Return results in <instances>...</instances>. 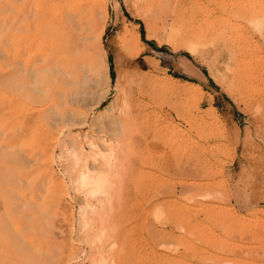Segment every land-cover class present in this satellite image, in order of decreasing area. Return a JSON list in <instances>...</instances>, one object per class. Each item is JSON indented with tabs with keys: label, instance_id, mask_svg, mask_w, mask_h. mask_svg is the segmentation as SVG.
<instances>
[{
	"label": "rangeland",
	"instance_id": "1",
	"mask_svg": "<svg viewBox=\"0 0 264 264\" xmlns=\"http://www.w3.org/2000/svg\"><path fill=\"white\" fill-rule=\"evenodd\" d=\"M108 1V18L102 14L99 20L102 16L100 22L106 23L102 42L107 52L109 67H105L104 70L98 68L99 70L95 71L96 69L86 65V70L88 67L90 70L86 71L82 68L80 78L69 81L66 79L68 82L63 79L56 81L52 78L50 81L40 83V87L36 86L35 89L37 91L42 90L41 93L35 91V94L30 97L24 96L22 87L19 88L20 85L23 86L20 82L22 81L20 76L25 75L23 71L26 74L32 73L30 71H34L36 67L44 64V59L40 57L41 59L31 60L30 67L29 62L26 61L25 67L24 57L28 58V56H24L21 52L22 44L20 46V37L17 35L19 28L14 22L16 19L18 21V17L16 18L15 15L19 14L20 9H16V11L18 10L16 13L15 9L13 10L9 5L6 6L7 4L0 6L2 7V10L0 8L1 18L6 19L8 15L5 21L7 29H0L3 31L0 33L5 38L2 37V40L5 41L0 45V48L2 46L0 50V75L1 78L7 79L6 82L9 81L5 82V87L0 86V102H3V106L5 105L3 107L0 103V179L3 178L0 180L3 183L2 186L0 184V188L3 190L0 189V193L7 196L1 199L3 194H0V221H5L2 226L3 229H1L3 234L6 236L12 234L15 240L20 242V246L26 247L29 254L34 257L37 246L25 244L27 241L22 240L24 235L22 234V238L18 236L19 226L15 225V220H21L19 216L24 215L26 221H23L27 224L23 223L20 228L24 226L23 229L24 231L25 229L28 230L27 233L30 229H34V225L36 231L38 229L37 232L42 228L43 230L39 233H41V242H43L41 237L45 238L43 244L51 243L53 247L58 246V242L63 241L61 235L69 237V244L66 243V246L71 245L69 248L73 252L68 251L70 254L64 253L62 255V253L60 254L62 249L60 248L59 251V248L55 247V254L56 252L59 253L52 258L48 257L51 260L46 261L47 264H58L68 255L71 258H67L65 264H69V262L70 264H91V260H88L90 259L88 257L91 253V244L85 241L84 235L86 232V234L90 233V230L97 231L95 226H98L96 220L99 219L98 216L94 217L96 224H94V229L91 226H88L89 229H87L88 227L81 228L79 209L84 197H82L83 193L75 188L73 177L76 178L77 172L83 168L80 164L81 167L77 166L76 172L74 170L76 167L73 168L70 165L74 161L69 154L66 153L63 157H60L59 154L62 152L64 142H67L70 147L73 143L82 144L85 152L91 156V148L86 143L87 138L101 142L104 148L107 147L105 141L121 139L127 146L125 170L121 182L119 181L123 188L121 194L125 197H121L122 203L118 201L115 204H118L116 209L117 207L121 209L118 208L117 212L115 209L112 213L115 225L119 227L118 229L115 226L118 229L116 232L119 231L118 237L116 236L119 238V242L113 249V264H158L160 260V262L164 261L163 255L171 259L164 261L165 264H171L175 260L183 261L185 264H219V262L220 264H233L232 260L235 262L234 264H259L258 255L260 259L263 257L262 261L264 262V256H262L264 250H261L263 249L261 243L264 241V239L262 240L264 231L261 229L264 226V223L261 222L262 219L264 220V19L261 20V23L245 20L242 22V26L244 25L242 29L238 28L237 25L241 21V17L239 18L241 12L252 13L254 9L259 10L261 8L263 12L259 11V14L260 17L264 18V0H250L252 4L249 0H147V2L119 0V8L115 6V0ZM137 3L140 4L141 8H138ZM4 5L8 13L5 11ZM257 10L254 12H258ZM1 18L0 27H3L4 22ZM150 26L152 27L151 30L154 29L155 31H153L155 34L151 32V37L147 35ZM174 26L180 29L182 35H188L195 43L198 49L196 54L189 52L187 48L170 39V30ZM157 27L160 30L156 29ZM34 28L33 31L36 30ZM161 28L168 31L164 32ZM11 29L13 32L10 31ZM21 31L22 34L27 32ZM137 32L141 34L144 51L139 56L132 57L125 47L129 38L135 39ZM21 33L20 35H22ZM244 34H248L250 38L249 42L245 44L240 43V36ZM22 56L24 57L22 58ZM28 76L30 77V75ZM168 76L178 78L182 84L190 82L201 87L203 98L199 104L197 105V100L188 101L182 95L174 97L172 94L169 95L170 93L161 99L153 98L145 86L153 80L150 85H154L153 88H158L159 83L157 84L156 81L158 82ZM25 80L26 78L23 82ZM30 81L33 80L30 79ZM16 83H18L17 86ZM18 90H21L22 94ZM110 106L112 109L108 110ZM213 108H215L214 112H212ZM215 115L218 119L212 122ZM194 119L198 120L195 121ZM3 122L6 126L2 125ZM115 126L121 130L115 132ZM44 132L45 134H43ZM161 132L164 134L161 135ZM32 137L33 140L28 139ZM36 137L40 140L35 142ZM25 139L28 140L25 142ZM44 141H47L48 144H45ZM166 142L167 144H165ZM41 147L43 148L41 149ZM43 149H47V151L51 149L54 153L53 163L56 162L53 164L54 176L56 182L64 185L66 189L64 201L68 202H66L69 210L67 214L68 212L72 213L68 214L69 217L71 216L69 228L61 224L63 217L58 215L60 213L54 214V204V207L50 204V209L47 206L48 203H46L47 207L44 206L47 180L44 179L45 175H40L41 169L38 167L40 166L38 159H42ZM28 158L34 162L32 160L30 162ZM97 163H95L97 168L103 165L101 161ZM91 167L96 168L93 163H91ZM27 172L29 173L27 174ZM30 173L32 174L29 175ZM4 174L8 176L5 177ZM34 177H38L40 183L38 186L40 187L38 192L36 191L38 194L33 196L32 191L36 189L32 188V184L37 181ZM190 181L196 185L193 183V186L188 185L191 184ZM43 183L46 189L43 187ZM49 185L47 184V186ZM30 188L31 190L28 191ZM22 189L24 192L28 191L26 194L22 192L25 194L24 196L20 194ZM183 192L184 194H182ZM207 192H213L211 193L212 198ZM189 194L196 195L195 201L190 202L187 199L191 196ZM32 196L36 197L35 200ZM4 200L5 203L12 201L9 203L10 206L13 203L12 205L16 207L14 212L11 211V214L14 213L11 217L5 210ZM178 202L184 205V208L186 207L184 213L186 212V216L190 217L192 223L198 225L200 229H198V234L201 235V232L205 230L203 232L205 237L203 235L201 237L197 233V237L193 233V235L190 234L189 229L184 228L185 226L175 228L166 216L158 218L157 209L160 205L163 206V209H171L172 205ZM45 210L51 211L55 218L51 216L48 218ZM207 210L209 213L204 212ZM17 216L18 218H16ZM232 218L235 224L232 223ZM50 219L51 221L58 220V222L60 220L59 223L54 222L53 224L61 225L47 224V220ZM109 219L111 220V218ZM28 224L30 227L27 226ZM227 225L230 227H226ZM42 231H45L48 236ZM93 231L91 233H94ZM168 231L174 232L180 238L179 241L183 240L184 242H181L189 246L188 254L184 252L183 244L181 246L178 243L175 246L170 244L171 241L168 242L170 245L163 243L162 239H171V236L163 234L164 232L168 233ZM195 237L202 239L199 238L197 241ZM47 238L48 240H46ZM218 240L220 241L219 244ZM225 242L227 243L225 244ZM38 243L37 245L40 244ZM41 244L37 251L40 250V253L42 251L43 254H46L44 251L47 248L45 247H49L50 244L44 245V248ZM240 244L243 247L247 246L244 247L245 250L243 248L244 254ZM227 245L230 249H227ZM256 246L258 247L256 248ZM50 247L53 249L52 246ZM192 247L199 252L207 251L208 254L216 255L220 259L215 260V258L208 261V259L205 260L200 257L201 253L197 257L191 256ZM249 247L256 252L249 251ZM41 254L35 255L39 259L38 261L46 259L47 254L40 259ZM160 256L161 258H159ZM61 257L63 258L61 259ZM12 259L14 263L17 261L14 256H9L6 264H9ZM13 262L11 263L13 264ZM46 262L44 261L42 264H46ZM160 262L159 264H161ZM164 263L162 262V264Z\"/></svg>",
	"mask_w": 264,
	"mask_h": 264
},
{
	"label": "bare ground",
	"instance_id": "2",
	"mask_svg": "<svg viewBox=\"0 0 264 264\" xmlns=\"http://www.w3.org/2000/svg\"><path fill=\"white\" fill-rule=\"evenodd\" d=\"M140 1V0H139ZM142 2H147V0H141ZM17 2H20V3H17ZM108 0H0V6H2L3 4H7L6 6H10L13 10L15 9V11H16V9H20V12H19V14L17 13L18 12V10L16 11V13L18 14H16L15 15V17L17 18L18 17V21H17V19H16V21H14L15 22V24H17L16 26H17V28H19V34H17V35H19V37H20V39H19V42H21L20 43V46H21V44H22V51L21 52H23L22 54L24 55V56H28V58L27 57H24V56H22V58L24 57V60H25V62H24V64H25V67H26V61L27 62H29V67H30V62H32V61H35L34 59H39L40 57L42 58V59H44V64H41V66H38V67H36L35 69H34V71L32 70V71H30V72H32V73H30L29 74V70L28 71H26V72H28V74H26L25 73V71H23V74H25L23 77H21L20 76V78H21V80L22 81H20L21 82V84H23V86L22 85H20V87L19 88H21L22 87V93H23V95L25 96V95H27V97H30V96H33L34 94H35V91H37L35 88H36V86H38V87H40V83H45V81L47 82V81H50V80H52V78L53 79H56V81H58V80H60V79H63V80H65L66 82H68L69 80H71V79H75V78H78L79 76H81L80 74H81V69L83 68V70L85 69L86 70V65L87 66H89L90 68H92V69H96L95 71H97V69L98 68H102L103 70L104 69H106V68H108L109 67V64H108V58H107V52H106V49H105V46H104V44H103V42H102V38H103V35H104V33H105V30H106V23L105 22H100L101 20H102V16H101V20H99L100 19V15H102V14H104V16L105 17H107L108 18ZM137 2H138V0H137ZM246 4H248L246 1H244ZM249 2H250V4H252V1H250L249 0ZM255 3V2H254ZM149 4V3H148ZM4 5V9H5V11H6V6ZM137 5H138V8H141V6H140V4L139 3H137ZM145 5H146V3H145ZM115 6L117 7V8H119L120 7V2H119V0H115ZM263 6V5H262ZM147 7V6H146ZM145 7V8H146ZM1 8V10H2V7H0ZM144 8V7H143ZM9 9V8H8ZM34 9V10H33ZM259 9V8H258ZM10 10V9H9ZM146 11H147V9H145ZM254 10H257V9H254ZM254 10H253V12L252 13H244V12H241L240 13V16H239V18L241 17V21L240 22H238V28H244L243 26H242V22H244L245 20L247 21V20H249V21H251L252 23H261L262 21L261 20H263L264 18H262V17H260V14H259V11H262L261 10V8L259 9V10H257L258 12H254ZM4 11V10H3ZM4 11V12H5ZM140 11V10H139ZM7 12V11H6ZM263 12V11H262ZM261 12V15L263 14ZM3 13V12H2ZM8 13V12H7ZM146 13V12H145ZM3 15H5V14H3ZM264 15V14H263ZM6 16V15H5ZM0 18H1V16H0ZM7 18H8V15H7ZM7 18L5 19H3V17L1 18V19H3V22L5 23V25H4V23H3V27H0V29H4L5 28V30L7 29L6 28V20H7ZM238 18V19H239ZM33 19H35L34 21H33ZM240 20V19H239ZM2 23V22H1ZM1 23H0V26H1ZM150 24V23H149ZM35 25V26H34ZM5 26V27H4ZM35 28H34V27ZM34 28V30L36 31V33H35V31H33L32 29ZM37 27H38V31H37ZM14 29V28H13ZM16 29V28H15ZM23 30V31H27V32H29L28 34H26V33H24V34H26V35H24V34H22L21 32V30ZM152 29V27L150 26L149 28H148V33L149 34H147L149 37H151V32H153L154 31V29H153V31L151 30ZM156 29H159L160 30V28H156ZM158 30V31H159ZM161 30H164V29H162L161 28ZM1 31V30H0ZM10 31H12V29L10 30ZM9 31V32H10ZM16 31V30H15ZM33 31V32H32ZM168 30H164V32H167ZM171 32H170V34H171V40L173 41V42H175V43H178V45H180V46H183L184 48H187V50L189 51V52H191V53H193V54H196L197 53V51H198V49H197V46L195 45V43L188 37V35H182L183 33L182 32H180V29H178L177 27H172L171 28V30H170ZM1 32H3V31H1ZM13 32V31H12ZM155 32V31H154ZM153 32V34H155ZM20 33L23 35H20ZM157 33V32H156ZM12 34V33H11ZM152 34V35H153ZM165 34V33H164ZM167 34V33H166ZM169 34V33H168ZM169 34V35H170ZM0 35H1V40L0 41H2V42H0V45L2 44V43H4V41L5 40H2V37H3V39H5L4 38V36H2V34L0 33ZM16 35V36H17ZM169 35H167V36H169ZM12 36H14V34H12ZM22 36V37H21ZM132 36V35H131ZM130 36V37H131ZM136 37H135V39H131V38H129L128 39V41H127V45H126V47L125 48H127V50L126 51H128V54H130V56H132V57H134V56H139L143 51H144V44H143V42H142V40H141V34H140V32H137V34L135 35ZM165 36V35H164ZM160 38V37H159ZM21 39H22V41H21ZM158 39V38H157ZM249 40H250V38H249V35L248 34H244V35H241L240 36V43L242 42L243 44H245V43H248L249 42ZM165 41V40H164ZM160 42H161V39H160ZM167 43H169L168 42V40H167ZM4 46V45H3ZM20 46H18V47H20ZM125 46V45H124ZM172 46V45H171ZM177 46V45H176ZM5 47V46H4ZM1 48H2V46H1ZM1 48H0V50H1ZM6 48V47H5ZM124 48V47H123ZM20 52V53H21ZM1 53V52H0ZM18 54V53H17ZM127 54V55H128ZM21 56V55H20ZM19 58V57H18ZM21 58V59H22ZM40 58V59H41ZM20 59V60H21ZM32 60V61H31ZM23 61V60H22ZM42 61V60H41ZM20 62V61H19ZM39 62V61H38ZM43 62V61H42ZM1 64H2V62H1ZM23 64V65H24ZM37 64V63H36ZM32 65H35V64H32ZM38 65V64H37ZM36 65V66H37ZM40 65V64H39ZM84 66H85V68H84ZM2 67V66H1ZM3 67H4V65H3ZM89 67L87 68V70L89 69ZM104 67V68H103ZM106 67V68H105ZM27 68H28V66H27ZM2 69V68H1ZM4 69V68H3ZM27 70V69H26ZM86 70V71H87ZM90 70V69H89ZM99 70V69H98ZM2 72V71H1ZM82 74H83V71H82ZM28 75H30V77L28 76ZM15 77V76H14ZM18 77V76H17ZM16 77V78H17ZM32 79L33 81L31 82L30 81V79ZM10 78V77H9ZM16 78H14V79H16ZM26 78V82L24 81L23 82V80ZM80 78V77H79ZM18 79V78H17ZM66 79H68V81L66 80ZM150 79V78H149ZM5 80V81H4ZM6 80L7 79H3V77L1 78V75H0V86L1 85H3V87H5L4 85L7 83V82H9V81H7L6 82ZM30 81V82H28V81ZM80 80V79H79ZM138 80V79H137ZM16 81H18V80H16ZM15 81V82H16ZM153 81V80H152ZM151 81V82H152ZM154 81H155V79H154ZM6 82V83H5ZM11 82H13V81H11ZM23 82V83H22ZM150 82V83H151ZM222 82V81H221ZM150 83L147 85V86H145L146 87V89L148 90V92L150 93V95L153 97V98H158V99H161V98H163L164 96H168L167 94H169V95H171L172 94V96H174V97H177V96H180V95H182V96H184L185 97V99H188V101H194V100H197V105L199 104V101L203 98L202 97V94H203V90H202V88L201 87H199V86H196L195 84H192V83H190V82H185V84H182L181 83V81L178 79V78H175V77H172V76H168L167 78H165V79H160V81H156V83L158 84L159 83V89L157 88H153L154 87V85H150ZM11 84V83H10ZM13 84V83H12ZM11 84V85H12ZM17 84L18 83H16V86H17ZM39 84V85H38ZM139 84V83H138ZM141 84V83H140ZM156 84V85H157ZM13 85H15V84H13ZM49 85H51V84H49ZM145 85V84H144ZM143 85V86H144ZM8 86V85H7ZM19 86V85H18ZM52 86V85H51ZM140 86V85H139ZM142 86V87H143ZM158 86V85H157ZM9 87V86H8ZM12 87V86H11ZM141 87V86H140ZM16 88V87H15ZM6 89V88H5ZM38 89H43V88H38ZM146 89L144 88V90L146 91ZM192 89V90H191ZM194 89V90H193ZM227 89V88H226ZM141 90V89H140ZM143 90V89H142ZM143 90V91H144ZM15 91H16V89H15ZM19 91V93L20 94H22L21 93V90H18ZM40 91H42V90H40ZM39 90L37 91V93H39L40 92ZM44 91V90H43ZM45 91H46V89H45ZM144 91V92H145ZM196 91V92H195ZM17 92V91H16ZM47 92V91H46ZM36 93V95H38ZM41 93V92H40ZM39 93V94H40ZM233 93V92H232ZM235 93H237V92H235ZM22 95V96H23ZM237 95V94H236ZM235 95V96H236ZM18 97V96H17ZM34 97H37V96H34ZM232 97V96H231ZM238 97V96H237ZM5 98V97H4ZM13 98V97H12ZM31 98H33V97H31ZM170 98H171V96H170ZM15 99H18V98H15ZM165 99V98H164ZM167 99V98H166ZM172 99V98H171ZM239 99V98H238ZM12 100H14V99H12ZM133 100H135L134 98H133ZM154 100V99H153ZM168 100V99H167ZM174 100V99H173ZM172 100V101H173ZM12 102H14V101H12ZM1 103V102H0ZM3 103V102H2ZM1 103V104H2ZM18 103V102H17ZM16 105H18V104H16ZM111 105H113V104H111ZM135 105V104H134ZM2 106H3V104H2ZM1 106V107H2ZM5 106V105H4ZM3 106V107H4ZM13 107H14V105H12ZM2 107V109H4ZM16 107V106H15ZM26 107V106H25ZM30 107V106H29ZM198 107V106H197ZM10 108V107H9ZM18 108V107H17ZM110 109H112V106H110L109 108H108V110H110ZM26 110V109H25ZM29 110V109H28ZM0 111H1V109H0ZM6 111H7V109H6ZM23 111V110H22ZM34 111H36V110H34ZM39 111V110H38ZM211 111V110H210ZM215 111V108H213V111L212 112H214ZM5 112V111H4ZM8 112V111H7ZM25 112V111H24ZM29 112V111H28ZM19 113H21V112H19ZM23 113V112H22ZM21 113V114H22ZM37 113H39V112H37ZM209 114H210V112H208ZM13 114V113H12ZM215 114V113H214ZM213 114V115H214ZM1 115H3V114H1ZM38 115V114H37ZM168 115H170V114H168ZM211 115V114H210ZM10 116H11V113H10ZM198 116H199V114H198ZM12 117V116H11ZM19 117H20V115H19ZM168 117V116H167ZM212 117V116H211ZM9 118V117H8ZM7 118V119H8ZM13 118V117H12ZM50 119V118H49ZM218 119V117L215 115V116H213V120H212V122H215V120H217ZM6 120V119H5ZM28 120V119H27ZM195 120V119H194ZM196 120H198V119H196ZM195 120V121H196ZM4 121V120H3ZM9 121H11V120H9ZM18 121V120H17ZM194 121V122H195ZM1 122V121H0ZM31 122V121H30ZM52 122H54V121H52ZM157 122V121H156ZM17 123V122H16ZM196 123V122H195ZM26 124V123H25ZM213 124V123H212ZM3 126H6V125H4V122H3V124H2ZM24 126H26V125H24ZM7 127H9V126H7ZM40 127V126H39ZM38 129V128H37ZM43 129V128H42ZM3 130H4V127H3ZM46 130V129H45ZM121 129L120 128H116V126H115V132H118V131H120ZM34 131V130H33ZM63 131V130H62ZM29 132H30V130H29ZM37 132H39L38 130H37ZM32 133V132H31ZM34 133V132H33ZM49 133V132H48ZM155 133V132H154ZM153 133V134H154ZM36 134V133H35ZM38 134V133H37ZM43 134H45V132L43 133ZM162 134H164V133H162L161 132V135ZM213 134V133H212ZM40 135V134H39ZM161 135H159V136H161ZM29 136H30V134H29ZM41 136V135H40ZM44 136V135H43ZM166 136V135H165ZM213 136V135H212ZM19 137V136H18ZM28 137V136H27ZM26 137V138H27ZM28 139H32L33 140V137L32 138H28ZM27 139V140H28ZM47 139V138H46ZM46 139H43V140H46ZM18 140V139H17ZM26 139H25V142L27 141ZM35 140V142L36 141H38V140H40L39 138H35L34 139ZM50 140V139H49ZM161 140V139H160ZM168 140V139H167ZM166 140V141H167ZM13 141V140H12ZM11 141V142H12ZM163 141V140H162ZM162 141H160V142H162ZM24 142V141H23ZM28 142H30V141H28ZM17 143H18V141H17ZM44 143L45 144H48L47 143V141H44ZM49 143H50V141H49ZM86 143L88 144V146H89V148H91V152H92V155L90 156L89 154H87L86 152H85V148L83 147V145L82 144H76V143H73L72 144V146L70 147V145H68V143L67 142H64V144L62 145V152H61V154H59L60 155V157H63L64 155H66V153H68L69 154V156L73 159V163H70V165L73 167V168H75L74 170L76 171V170H78V167L77 166H79V167H81L80 166V164L82 165V168H83V170L81 169L80 170V172H77L78 173V176L75 178V176L73 177V182L75 183V188H77L78 190H80L82 193H83V196L82 197H84V199H83V203L80 205V209H79V213H80V219H81V223H82V227L81 228H86V227H88V226H91V227H93V229H94V226L96 225L94 222V217L95 216H98V219L100 220H96L97 222H98V226H95L96 228H95V230H97V231H93V230H90V233H88V234H86L85 233V235H84V237H85V241H88V242H90V244H91V253L89 254V257L88 258H90V259H88V260H91L90 262H91V264H113V249H115L116 247L115 246H117V244H118V239L119 238H117L118 237V232H116L118 229H119V227L117 226V225H115V221L113 220V214L112 213H114V210L116 209V206L118 205H115L118 201L120 202L121 201V203H122V200H120V199H122L121 197H125V196H123L122 194H121V191H122V186H120V183H119V181L121 182V179H122V177H123V173H124V170H125V159H126V157H125V152H126V149H127V146L125 145V142L123 141V140H121V139H110L109 141H105V143H107V147H103L102 146V144H101V142H98V141H96L95 139H91V138H87L86 139ZM150 143V142H149ZM157 143V142H156ZM169 143V142H168ZM158 144V143H157ZM165 144H167V142L165 143ZM10 145H12V144H10ZM21 145V144H20ZM22 145H23V143H22ZM21 145V146H22ZM31 145V144H30ZM61 145V144H60ZM27 147H28V145H26ZM52 146V145H51ZM23 147H24V145H23ZM23 147H22V149H23ZM44 147V146H43ZM43 147H41V149L43 148ZM53 147H54V145H53ZM52 149V148H51ZM51 149H49L48 151H47V149H43L42 150V152H43V156H42V159H38V161H39V164H40V166H38L40 169H41V174L40 175H45L46 177H44V179L45 180H47V184L49 185V186H47V184H46V187H47V189H46V187H45V185H44V183H43V187H45V189H46V192H47V194H46V198H45V200H44V206L45 207H47L48 206V208L50 209V204H51V206L52 207H54L53 206V204L55 205V209H54V214L55 215H57V213H60V214H58L59 216L60 215H62V217H63V221H61L62 223V225L63 226H69V220H71V216L69 217L68 216V214L70 213V212H68V214H67V211H69L68 210V205H67V203L64 201L65 200V197H66V189H65V187H64V185H62V184H60L58 181L56 182V178H55V176H54V171H53V164H55V163H53L54 162V156H53V152H52V150ZM55 149V148H54ZM51 150V151H50ZM28 151V150H27ZM36 151V150H35ZM14 152V151H13ZM12 152V153H13ZM34 152V151H33ZM55 152V151H54ZM11 153V152H10ZM15 153V152H14ZM90 153V152H89ZM127 153V152H126ZM3 154V153H2ZM31 154V153H30ZM67 154V155H68ZM38 155H40V154H38ZM91 157H89V156ZM1 156V155H0ZM10 156H12V155H10ZM37 156V155H36ZM8 157H9V155H8ZM125 157V158H124ZM18 158V157H17ZM16 158V159H17ZM22 158V157H21ZM31 158V157H30ZM15 159V160H16ZM19 159V158H18ZM27 159V158H26ZM71 159V160H72ZM123 159H124V161H123ZM1 160H2V158H1ZM4 160H5V158H4ZM10 160V159H9ZM15 160H13L14 161V163H15ZM28 160H29V158H28ZM32 160V159H31ZM31 160H29L30 162H32ZM16 161H18V160H16ZM20 161V160H19ZM100 162L101 161V163L103 164L102 166L101 165H98V166H101V167H99V168H97L96 167V164L95 163H97V162ZM162 161V160H161ZM34 162V161H33ZM91 163H93V165H95V167L96 168H92L91 167ZM19 164V163H18ZM97 164H100V163H97ZM180 163L178 162V165H179ZM166 165V164H165ZM69 166V165H68ZM68 166H65V167H68ZM71 166H69V167H71ZM3 167V166H2ZM37 167V168H38ZM71 167V168H72ZM127 167V166H126ZM1 168V167H0ZM9 168V167H8ZM11 168V167H10ZM38 168V170H40ZM71 168H69V169H71ZM5 169H7V168H5ZM95 169H98L97 171L95 170ZM127 170V169H126ZM7 171V170H6ZM17 171H18V169H17ZM73 171V170H72ZM9 173H10V171H8ZM12 172V171H11ZM19 172H20V170H19ZM21 172H22V170H21ZM70 172V171H69ZM3 173V172H2ZM5 173V172H4ZM9 173H7V174H9ZM14 173V172H13ZM16 173V172H15ZM29 172H27V174H28ZM35 173H36V171H35ZM68 173V172H67ZM73 173V172H72ZM7 174H4V176L6 177V175ZM32 173H30L29 175H31ZM191 174V173H190ZM1 175V174H0ZM19 175V174H18ZM39 175V176H40ZM8 176V175H7ZM22 176V174L20 175V177ZM38 176V177H39ZM125 176V175H124ZM211 176V175H210ZM14 177V176H13ZM32 177V176H31ZM30 177V178H31ZM38 177H34V178H36L37 179V181H34L33 183L34 184H32V188L35 190V191H32V194H33V196H34V194L36 195V194H38L37 192H38V189H39V187L40 186H38V181H39V179H38ZM43 177H42V179H43ZM7 178H9V177H7ZM26 178V177H25ZM30 178H29V180H30ZM40 179H41V176L39 177ZM75 178V179H74ZM2 180H3V178H1ZM0 179V180H1ZM10 179V178H9ZM35 179V180H36ZM125 179V178H124ZM63 181V180H62ZM62 181H60L61 183H62ZM20 182V181H19ZM72 182V183H73ZM124 182V181H123ZM191 182V181H190ZM189 182V183H190ZM196 182V181H195ZM5 183H7L6 181H5ZM14 183V182H13ZM25 183V182H24ZM30 183H32V182H30ZM192 183L194 184V182L192 181L191 182V184H188V185H191V186H193L192 185ZM0 184H1V186H2V182H0ZM40 184V183H39ZM187 184V183H186ZM8 185V184H7ZM11 185V184H10ZM20 185V184H19ZM125 185V184H124ZM173 185V184H172ZM187 185V186H188ZM194 185H196V183L194 184ZM191 186L189 187V188H191ZM197 186H198V184H197ZM5 187H7V186H5ZM4 187V188H5ZM16 187H18V186H16ZM15 187V188H16ZM24 187V186H23ZM186 187V186H185ZM188 187H186V188H188ZM199 187V186H198ZM3 188V189H4ZM10 188H12L11 186H10ZM10 188H9V191H10ZM20 188V187H19ZM29 188V187H28ZM1 189V188H0ZM8 189V188H7ZM17 189V188H16ZM32 189V190H33ZM168 189V188H167ZM184 189V188H183ZM2 190V189H1ZM5 191H6V188L4 189ZM12 191H14V189H11ZM17 190H19V189H17ZM29 190H31V188L30 189H28V191ZM127 190V189H126ZM171 190H173V189H171ZM193 190V189H192ZM3 191V190H2ZM16 191V190H15ZM27 191V192H28ZM37 191V192H36ZM168 191V190H167ZM170 191V190H169ZM175 191V190H174ZM180 191H182V190H180ZM185 191V190H184ZM190 191V190H189ZM1 192V191H0ZM11 192V191H10ZM20 194H23V193H27V192H24V189H22V190H20ZM23 192V193H22ZM34 192V193H33ZM40 192V191H39ZM163 192H165V191H163ZM188 192V191H187ZM194 192V191H193ZM215 192V191H214ZM18 193V192H17ZM42 193V192H41ZM40 193V194H41ZM68 193V192H67ZM169 193V192H168ZM170 193H171V191H170ZM170 193H169V195H170ZM174 193V192H173ZM188 193H190V192H188ZM208 193V195L209 196H211V193H213V192H207ZM1 194V193H0ZM3 194V193H2ZM1 194V195H2ZM25 194H23V196L25 195ZM167 194V193H166ZM182 194H184V192L182 193ZM216 194V193H215ZM0 195V196H1ZM165 195V194H164ZM189 195H191V194H189ZM213 195V194H212ZM217 195V194H216ZM5 194H3V197H1V199L2 198H5V197H7V196H5ZM22 196V195H21ZM30 196V195H29ZM32 196V198H34V200H35V198L36 197H33ZM206 196H207V194H206ZM187 197H188V194H187ZM187 197H185V198H187ZM203 197V196H202ZM214 197V196H213ZM13 198V197H12ZM31 198V197H30ZM195 198H196V195L195 194H193V195H191L189 198H187L190 202L192 201V200H194L195 201ZM204 198V197H203ZM208 198V197H207ZM211 198H212V196H211ZM210 198V199H211ZM11 199V198H10ZM124 199V198H123ZM6 200V199H5ZM5 200H4V203H5ZM7 200H8V198H7ZM6 200V201H7ZM39 200V199H38ZM28 201V200H27ZM37 201V200H36ZM12 202V201H11ZM10 201H9V203H11ZM30 202V201H29ZM50 202V203H49ZM193 202V201H192ZM9 203H5L4 204V206L6 207V211L8 212V214L10 215V217H11V215H14V213L13 214H11L12 212L11 211H13L16 207L15 206H13L12 204H11V206H10V204ZM34 203H36V202H34ZM46 203H48L47 204V206H46ZM123 204H124V202H123ZM197 204V203H196ZM31 205H33V204H31ZM37 205V204H36ZM121 207H122V205H120ZM206 206V205H205ZM4 207V208H5ZM18 207V206H17ZM27 207V206H26ZM29 207V206H28ZM52 207H51V209H52ZM118 208H120V207H117V209ZM192 208V207H191ZM2 209V208H1ZM117 209H116V212H117ZM121 209V208H120ZM184 209H186V207L184 208V205H181V203L180 202H178V203H176L175 205H172V208L171 209H163V206H159V208L157 209L158 211H157V216H158V218H161V217H163V216H166L167 217V219L168 220H170L172 223H173V225H174V227L175 228H178L179 226H180V228L183 226H185L184 228H188L189 230V232H190V234H195L196 235V233L198 234L199 232V227H198V225H196V224H193L192 223V221H191V219H190V217H187L186 216V212L184 213ZM119 210V209H118ZM203 210V209H202ZM210 210V209H209ZM39 211V210H38ZM46 212H47V210H45ZM52 211H53V209H52ZM190 210H189V208H188V212H189ZM212 211V210H211ZM14 212V211H13ZM27 212V211H26ZM32 212H34V211H32ZM42 212V211H41ZM45 212V213H46ZM115 212V213H116ZM120 212V211H119ZM204 212H208V210L207 211H204ZM15 213H17V212H15ZM51 213V214H50ZM209 213V212H208ZM208 213H207V215H208ZM252 213V212H251ZM263 213H264V211H263ZM25 214V213H24ZM47 215H48V218H50V216L52 217V218H55V217H53L52 216V212L50 211L49 212V210H48V212L46 213ZM46 214H44V215H46ZM50 214V215H49ZM70 214H72V213H70ZM74 214V213H73ZM188 214V213H187ZM211 214V213H210ZM257 214H258V212H257ZM256 214V215H257ZM20 215H22V214H20ZM46 215V216H47ZM255 215V216H256ZM39 216V215H38ZM112 216V217H111ZM117 215L115 214V217H116ZM210 216V215H209ZM3 217V216H2ZM21 217V220L20 219H16L15 220V225L17 224L19 227H18V229H19V232H17L19 235L18 236H20L21 238H22V234L24 235L23 236V238H22V240H24L26 243L25 244H28L29 246L31 245V246H33V247H36L37 246V249L36 248H34V249H36V252H34V250H33V252L35 253V255H37V253H39V254H41V256H40V259H42V256L44 255V257L46 256V254H47V256L45 257L46 259H44V261L46 262V261H49V260H51V259H49V258H52V257H54L56 254H58L59 252H56V254H55V250L54 249H56L55 247H57V248H59V251H60V254L62 253V255L65 253H68V254H70V252H68V251H72V249L71 248H69V247H71V245L70 246H66V243H68L69 244V240H68V236L67 235H61L62 236V239L61 240H63V241H60V242H58V246L56 245V246H54L53 247V245H51V243H45V244H43V242L45 241V238L43 239L42 237H41V239L43 240V242H41V240H40V234L41 233H39L41 230H43L42 228H40V231L39 232H37L38 231V229H37V231H36V228H35V225H34V229H30V230H33V231H30L29 230V232L27 233L26 231H28V230H26L25 229V231H24V226H23V228H20L21 227V225L23 224V223H26V222H24L23 220H25L26 221V219H24L25 217H24V215H22V216H19V218ZM27 217H28V214H27ZM44 217V216H43ZM61 217V216H60ZM70 219H69V218ZM16 218H18V216L16 217ZM47 218V219H48ZM73 218V217H72ZM109 218H111V220L109 219ZM210 218H211V216H210ZM233 218H235L234 216H233ZM233 218H232V220H233ZM259 218V217H258ZM263 218V217H262ZM12 219H14V216H12ZM58 219V218H57ZM115 219V218H114ZM116 219H117V221H118V217H116ZM237 219V218H236ZM249 219V218H248ZM261 219V218H260ZM113 220V221H112ZM29 221V220H28ZM48 222H47V224H53L54 222H57V223H59L60 222V220H59V222H58V220L56 221V220H53V221H51V219L50 220H47ZM236 221V220H235ZM51 222V223H50ZM72 222V224H73V221H71ZM96 222V223H97ZM100 222V223H99ZM261 222H263L264 223V220L262 219V221ZM4 223H5V221L3 222V221H0V264H6V260L7 259H9V256H14L16 259H17V261L14 263L13 262V259H12V261L11 262H13V264H37V263H39V264H42V263H44V261H43V259L42 260H40V261H43L42 263H40V261H38L39 259H37L36 257H35V255H34V257H33V255H31V254H29V252H28V249L26 248V247H24L23 245H21L20 246V242L18 243V241L17 240H15V237L14 236H12V234L10 235L9 233H8V231H7V233L9 234V235H5V234H3L4 232L1 230V229H3V225H4ZM56 223V224H57ZM117 223V222H116ZM232 223H234V220H233V222ZM237 223H239L238 221H237ZM242 223V222H241ZM245 223V222H244ZM27 224V223H26ZM55 224V225H56ZM61 224H57V226H60ZM95 224V225H94ZM119 224V223H118ZM235 224V223H234ZM260 224V223H259ZM32 225V224H31ZM43 225V224H42ZM54 225V224H53ZM54 225V226H55ZM93 225V226H92ZM226 225V224H225ZM27 226H29L30 227V225L28 224ZM27 226H26V228H27ZM44 226V225H43ZM63 226H61L62 228H65V227H63ZM115 226H117L118 227V229H116L117 227H115ZM187 226V227H186ZM206 226V225H205ZM241 226V225H240ZM239 226V227H240ZM245 226H246V224H245ZM260 226V225H259ZM261 226H263L262 225V223H261ZM2 227V228H1ZM60 227V228H61ZM74 227V226H73ZM226 227H230V226H226ZM225 227V228H226ZM235 227H236V225H235ZM238 227V228H239ZM49 228V227H48ZM51 228H52V226H51ZM69 228V227H68ZM67 228V229H68ZM202 228V227H201ZM242 228V227H241ZM263 228H264V226L261 228L262 229V231H264L263 230ZM28 229V228H27ZM87 229H89V227L87 228ZM174 229V228H173ZM199 229V230H198ZM234 229V228H233ZM248 229V228H247ZM260 229V230H261ZM23 230V231H22ZM186 230V229H185ZM235 230H237V229H235ZM244 230V229H243ZM47 231V230H46ZM63 231V230H62ZM91 231H93L94 233H91ZM164 231V230H163ZM184 231V230H183ZM205 230H203V232H204ZM238 231V230H237ZM33 232V233H32ZM45 232V231H44ZM44 232L42 231V233L44 234ZM49 232V231H48ZM67 232H68V230H67ZM203 232H201L202 234L201 235H199V236H201V237H205V235L203 234ZM239 232V231H238ZM243 232V231H242ZM241 232V233H242ZM46 233V232H45ZM60 233H61V231H60ZM64 233V232H63ZM70 233V232H69ZM228 233V232H227ZM233 233V232H232ZM237 233V232H236ZM244 233V232H243ZM42 234V235H43ZM47 234V233H46ZM45 234V235H46ZM54 234V233H53ZM66 234V233H65ZM117 234V235H116ZM163 234H165V235H167V236H171L170 238L171 239H162V241H163V243H166V244H168V242L169 241H171V243L170 244H177L178 245V243H179V245H181L182 246V242H184L183 240H181V241H179L180 240V238H178V236L177 235H175V233L174 232H169L168 231V233L167 232H164ZM192 234V235H193ZM59 235V236H60ZM69 235H71V234H69ZM73 235V234H72ZM119 235H120V233H119ZM198 235H196V237L198 236ZM203 235V236H202ZM216 235V234H215ZM229 235V234H228ZM232 235V234H231ZM238 235V234H237ZM240 235V234H239ZM47 236H48V234H47ZM117 236V237H116ZM255 236V235H254ZM46 237V236H45ZM195 237V238H196ZM201 237H199L200 239H202ZM252 237V236H251ZM256 237V236H255ZM262 237V236H261ZM52 238V237H51ZM60 238V237H59ZM193 238V237H192ZM194 238V239H195ZM199 238H196L197 239V241H198V239ZM209 238V237H208ZM241 238H243V237H241ZM71 239V238H70ZM84 239V238H83ZM221 239V238H220ZM248 239V238H247ZM256 239V238H255ZM261 239V238H260ZM264 238H262V240H263ZM46 240H48V238L46 239ZM53 240V239H52ZM51 240V241H52ZM67 240H68V242H67ZM203 240H204V238H203ZM241 240V239H240ZM249 240V239H248ZM42 243H40V242ZM50 241V242H51ZM55 241V240H54ZM53 241V242H54ZM73 241V240H72ZM167 241V242H166ZM205 241H207V239H205ZM213 241V240H212ZM216 241V240H215ZM214 241V242H215ZM245 241V240H244ZM257 241H258V239H257ZM29 242V243H28ZM41 244V246H43V248L45 247L44 245H49V247L47 246V247H45V248H47V249H45V251L44 252H46V254H43V252L41 251V253H40V250H39V252L37 251L38 250V247H39V243ZM57 242V241H56ZM64 242V243H63ZM209 242H210V240H209ZM208 242V243H209ZM218 242V244H219V240L217 241ZM253 242V241H252ZM256 242V241H255ZM260 242H261V240H260ZM31 243V244H30ZM37 243L39 244V245H37ZM62 243V244H61ZM71 243V242H70ZM210 243H212V242H210ZM222 243V242H221ZM227 242H225V244H226ZM231 243V242H230ZM34 244H35V246H34ZM56 244V243H55ZM66 246H64V245ZM67 244V245H68ZM72 244V243H71ZM89 244V243H88ZM89 244V245H90ZM170 244H168V245H170ZM186 244V243H185ZM185 244H183L184 245V247H185V253H187L188 254V251H189V246H187V245H185ZM188 244V243H187ZM207 244V243H206ZM217 244V245H218ZM261 244H263L262 246V248L263 249H261V250H264V241L261 243ZM241 246H242V244H240ZM50 246H52L53 247V249L50 247ZM61 246V247H60ZM63 246V247H62ZM176 246V245H175ZM174 246V247H175ZM223 246V245H222ZM171 247V246H170ZM224 247H226V246H224ZM235 247H237V246H235ZM244 247H247V246H244ZM243 246H242V250H243V248H244ZM258 246H256V248H257ZM40 248V247H39ZM61 248V249H60ZM64 248V249H63ZM75 248V247H74ZM177 248V247H176ZM193 248V247H192ZM191 248V249H192ZM212 248H214V247H212ZM222 248V247H221ZM240 248V247H239ZM253 248H254V246H253ZM251 249V247H249V251H254V252H256L254 249ZM255 248V249H256ZM42 249V248H41ZM71 249V250H70ZM167 249H169L170 250V248H168L167 247ZM173 249V248H172ZM227 249H230V248H228V245H227ZM238 249V248H237ZM248 249V248H247ZM220 250V249H219ZM244 250H245V248H244ZM243 250V254L245 253V251ZM57 251V250H56ZM154 251V250H153ZM173 251V250H172ZM221 251V250H220ZM223 251V250H222ZM225 251V250H224ZM236 251V250H235ZM238 251H240V250H238ZM73 252V251H72ZM177 252V251H176ZM233 252V251H232ZM258 252V251H257ZM262 252H264V251H262ZM32 253V252H31ZM78 253V252H77ZM175 253V252H174ZM199 253H201L200 255V257L202 258V259H205V260H207L208 259V261H210L209 259H215V260H219L220 259V257H218V256H216V255H213V254H208V252L206 251H201V252H199V251H197V250H195L194 248L190 251V255L192 256H198L199 255ZM249 253V252H248ZM259 253V252H258ZM72 254V253H71ZM155 254V253H154ZM184 254V253H183ZM234 254H235V252H234ZM251 254V253H250ZM77 255V254H76ZM162 255V254H161ZM248 255V254H247ZM38 256V255H37ZM183 256V255H182ZM185 256V255H184ZM242 256V255H241ZM244 256V255H243ZM262 256H264V255H262ZM49 257V258H48ZM57 257H58V255H57ZM64 257V256H63ZM63 257H61V259L63 258ZM66 257V256H65ZM163 257L164 258H162L164 261H167V260H171V259H169V257H167V256H164L163 255ZM251 257V256H250ZM253 257H255V256H253ZM35 258V259H34ZM47 258H48V260H47ZM69 259V258H71V256L70 255H68L66 258H63V260H61V262H57L58 264H65L67 261H66V259ZM74 258V257H73ZM73 258H72V260H73ZM159 258H161V256L159 257ZM200 258V259H201ZM258 259H259V264H264V262L262 261V259H263V257H262V259H260V257H259V255H258V257H257ZM257 258H255V259H257ZM37 259V260H36ZM57 259H59V258H57ZM226 259V258H225ZM224 259V260H225ZM257 259V260H258ZM64 260H65V262H64ZM156 260V259H155ZM227 260V259H226ZM239 260H241V259H239ZM59 261H60V259H59ZM75 261V260H74ZM161 261V260H160ZM159 261V262H160ZM164 261H162L163 263H164ZM212 261V260H211ZM231 261V260H230ZM10 261L8 260V263H9ZM10 262V263H11ZM37 262V263H36ZM55 262H56V260H55ZM64 262V263H63ZM69 262V261H68ZM157 262V261H156ZM159 262H158V264H159ZM162 262H160L161 264H162ZM215 262V261H214ZM226 262V261H225ZM224 262V263H225ZM232 262H233V264L235 263L233 260H232ZM245 262V261H244ZM9 263V264H10ZM49 263V262H48ZM50 263H52V261H50ZM83 263V262H82ZM217 263V262H216ZM230 263V262H229ZM246 263V262H245ZM258 263V262H257ZM12 264V263H11ZM46 264H47V262H46ZM69 264H70V262H69ZM72 264V263H71ZM165 264V263H164ZM171 264H185L183 261L182 262H180L179 260H175V261H172V263ZM188 264V263H187ZM219 264H220V262H219ZM226 264V263H225ZM232 264V263H231ZM240 264V263H239ZM249 264V263H248ZM252 264V263H251ZM255 264V263H254Z\"/></svg>",
	"mask_w": 264,
	"mask_h": 264
}]
</instances>
